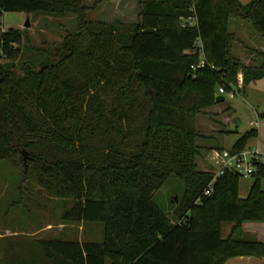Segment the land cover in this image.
<instances>
[{"label": "trees", "instance_id": "obj_1", "mask_svg": "<svg viewBox=\"0 0 264 264\" xmlns=\"http://www.w3.org/2000/svg\"><path fill=\"white\" fill-rule=\"evenodd\" d=\"M100 1L88 8L83 0H0V15L75 19L76 29L64 36L56 58L36 69L14 62L24 33L0 31L7 61L0 62V160L21 162L24 176L71 200L64 220L101 223L103 230L95 242L40 239L42 259L228 264L235 256L264 257V242L240 231L243 222H264V164L251 176L245 197L238 196L241 175L229 171L202 196L211 173L197 169L196 140L204 136L194 127L196 115L216 103L218 87L240 94L264 77V53L258 66H242L227 29L230 19H246L264 40V0H138L133 23L87 19V10ZM187 18L196 23L181 27ZM199 50L205 64L192 69ZM255 133L246 130L230 149L242 150ZM170 177L182 186L173 220L152 201ZM222 222L230 224L224 238Z\"/></svg>", "mask_w": 264, "mask_h": 264}, {"label": "rangeland", "instance_id": "obj_2", "mask_svg": "<svg viewBox=\"0 0 264 264\" xmlns=\"http://www.w3.org/2000/svg\"><path fill=\"white\" fill-rule=\"evenodd\" d=\"M96 1L98 0H83L88 8ZM105 1L108 0L100 1L96 9H88L87 19L112 21L117 18L126 23L136 21L138 0H122L120 10L113 3L103 4ZM28 17L20 11L3 12L0 15V31L20 27L19 30L24 36L20 46L18 45L19 54L14 62L27 61L31 63V69H36L42 60L56 58L55 51L64 36L76 29L75 19L72 14H28ZM27 18L29 27H24ZM227 29L236 39L232 42L231 52L242 66H258L262 60L260 52L264 53L260 47L261 42L264 44L261 36L251 30L249 22L242 18L230 19ZM0 62L7 61L3 58ZM238 75H241L239 69ZM241 94L237 93L232 98L224 97V104L236 106L233 116L236 117L238 130L250 127V119H256L258 122L256 112H264V77L245 85ZM214 105L203 108L201 113L196 115L194 122L196 132L204 136L196 140L201 152L196 157L197 169L204 171L208 169L210 150L215 149L209 148V127L226 126L225 121L213 113ZM228 125L231 126L232 122L229 121ZM250 139H247L245 149L248 148ZM23 151L25 155L22 156V163L25 164L28 155ZM251 181L250 176L239 177L240 197L246 196ZM260 184L264 188V178L260 180ZM181 193V183L170 177L166 184L152 193V201L173 220V211ZM171 196L176 200L173 203L170 201ZM71 204V200L47 193L33 178L24 176L21 172V162L11 164L0 160V264H49L41 257L42 251L37 244L40 239L100 241L103 231L101 223L63 219L62 211ZM253 224L254 222L250 221L243 222V231H247V227H252ZM229 227V223L222 222L220 232L223 238L226 237ZM249 236L250 234H247L242 237Z\"/></svg>", "mask_w": 264, "mask_h": 264}, {"label": "crops", "instance_id": "obj_3", "mask_svg": "<svg viewBox=\"0 0 264 264\" xmlns=\"http://www.w3.org/2000/svg\"><path fill=\"white\" fill-rule=\"evenodd\" d=\"M122 0H108L105 1L113 3L115 7L120 10V2ZM125 1V0H123ZM238 2L245 4L250 0H237ZM86 4V3H84ZM28 17V15H26ZM124 16V14L122 15ZM29 18V17H28ZM117 19V18H115ZM101 20V19H100ZM20 27H17L16 29H19ZM260 44V43H259ZM261 49L264 50V44L261 42L260 44ZM239 95H242L241 93ZM225 100V98H224ZM224 100L219 103H215L213 108V113L216 114V117L223 119L226 124V126L222 127H215L210 125V134L211 136L208 140L211 141V145L209 148H224V149H230L235 142V140L246 130L249 129H255L256 133L253 137H250V143L248 145V148H256L259 150V152L264 155V112H256L258 122L256 119H250L248 121V125L250 127H247L242 130L237 129L236 125V117L233 116V113L235 112L236 106L231 105L230 103L224 104ZM229 121L232 122V125H228ZM255 121L256 125L250 124V122ZM214 125V124H213ZM251 184V183H250ZM249 188V187H248ZM239 196V194H238ZM240 197V196H239ZM243 223L241 224V236H247V234H250L248 237L249 239H256L259 242H264V222H254L252 227H247V231H243L242 229ZM226 263L228 264H264V257H253V256H235L229 258Z\"/></svg>", "mask_w": 264, "mask_h": 264}, {"label": "built area", "instance_id": "obj_4", "mask_svg": "<svg viewBox=\"0 0 264 264\" xmlns=\"http://www.w3.org/2000/svg\"><path fill=\"white\" fill-rule=\"evenodd\" d=\"M196 22L193 18H187L183 20L180 25L181 27H184L185 25L192 26ZM195 44L199 47L200 44L198 41L195 42ZM3 48L0 45V60L4 58ZM200 52V59L199 63L193 67L197 68L200 66H203L205 64L204 58L201 55ZM237 85H241V76H237ZM238 92L235 87H229L228 91H225L223 87H218L216 89V96L221 95L223 97L228 96L229 98H232L234 95H236ZM250 124H256L255 121L250 122ZM258 164H264V155H262L259 150L256 148H243L240 151H232L231 149H224V148H215L210 150L209 153V161H208V170L211 173V179L208 183V185L204 188L202 192V196H208L212 191V184L215 181V179L220 176L223 172L229 171V172H236L239 175L243 176H252L257 171ZM200 201V198L196 200V203Z\"/></svg>", "mask_w": 264, "mask_h": 264}, {"label": "water", "instance_id": "obj_5", "mask_svg": "<svg viewBox=\"0 0 264 264\" xmlns=\"http://www.w3.org/2000/svg\"><path fill=\"white\" fill-rule=\"evenodd\" d=\"M24 27H29L28 18L26 19V21L24 23ZM223 100H224V97L223 96H221V95L215 96V102L216 103L222 102ZM22 155L23 156L25 155V152L24 151H22ZM23 161H24V157H23Z\"/></svg>", "mask_w": 264, "mask_h": 264}]
</instances>
